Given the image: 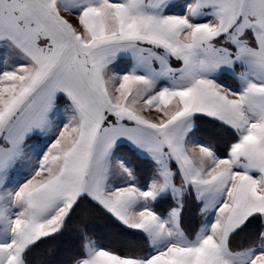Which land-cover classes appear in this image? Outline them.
Instances as JSON below:
<instances>
[{
	"label": "snow or ice",
	"instance_id": "1",
	"mask_svg": "<svg viewBox=\"0 0 264 264\" xmlns=\"http://www.w3.org/2000/svg\"><path fill=\"white\" fill-rule=\"evenodd\" d=\"M0 264H264V0H0Z\"/></svg>",
	"mask_w": 264,
	"mask_h": 264
},
{
	"label": "trees",
	"instance_id": "2",
	"mask_svg": "<svg viewBox=\"0 0 264 264\" xmlns=\"http://www.w3.org/2000/svg\"><path fill=\"white\" fill-rule=\"evenodd\" d=\"M90 222L92 224L100 225L101 231L98 233L99 236L103 237V242L105 244L109 243V241L113 238L109 231L105 229L102 225V223L97 220L94 216L90 218ZM75 237H65L64 239L60 241L53 242L52 245L49 246L48 252L51 253V250L53 248L57 249L59 251L60 256H64L69 249H71L75 243Z\"/></svg>",
	"mask_w": 264,
	"mask_h": 264
}]
</instances>
